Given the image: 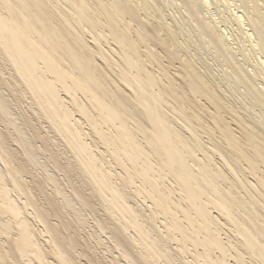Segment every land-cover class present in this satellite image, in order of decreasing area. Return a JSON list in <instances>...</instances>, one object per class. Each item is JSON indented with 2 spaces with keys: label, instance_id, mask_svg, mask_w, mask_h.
I'll list each match as a JSON object with an SVG mask.
<instances>
[{
  "label": "bare ground",
  "instance_id": "6f19581e",
  "mask_svg": "<svg viewBox=\"0 0 264 264\" xmlns=\"http://www.w3.org/2000/svg\"><path fill=\"white\" fill-rule=\"evenodd\" d=\"M0 264H264V0H0Z\"/></svg>",
  "mask_w": 264,
  "mask_h": 264
},
{
  "label": "rangeland",
  "instance_id": "374dc122",
  "mask_svg": "<svg viewBox=\"0 0 264 264\" xmlns=\"http://www.w3.org/2000/svg\"><path fill=\"white\" fill-rule=\"evenodd\" d=\"M193 49L196 50V47H193ZM216 64H217V66H216ZM214 66H215L216 69L220 68V65H218V63H215ZM218 66H219V67H218Z\"/></svg>",
  "mask_w": 264,
  "mask_h": 264
}]
</instances>
